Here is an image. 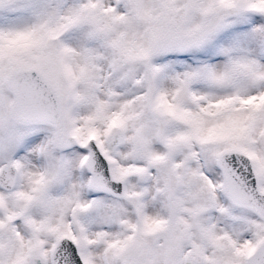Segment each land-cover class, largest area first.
Returning <instances> with one entry per match:
<instances>
[{"label": "snow or ice", "instance_id": "1", "mask_svg": "<svg viewBox=\"0 0 264 264\" xmlns=\"http://www.w3.org/2000/svg\"><path fill=\"white\" fill-rule=\"evenodd\" d=\"M0 264H264V0H0Z\"/></svg>", "mask_w": 264, "mask_h": 264}]
</instances>
